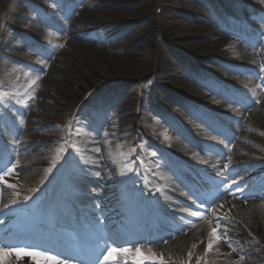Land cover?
Returning <instances> with one entry per match:
<instances>
[{"label": "rangeland", "instance_id": "374dc122", "mask_svg": "<svg viewBox=\"0 0 264 264\" xmlns=\"http://www.w3.org/2000/svg\"><path fill=\"white\" fill-rule=\"evenodd\" d=\"M113 1L0 0V155L4 159L3 162H7L8 155L21 160L15 170L19 175L6 177L5 182V186L11 183L16 187L4 189L9 192L12 200L23 201L26 196L32 197L28 201L31 205L34 198L54 193L55 185L66 179V184L67 182L73 184L71 195L75 197L80 207L77 213L82 214L81 217L86 222L84 217L87 218L94 202L85 191L93 190L85 181V177L87 168L93 164L91 173L104 180L101 183L102 190L110 203L102 207L104 212L102 211V215L97 219L104 221L102 226L96 223L90 226L85 223L86 237L90 239L100 228L105 233H116L112 232V229L117 224L121 227L117 231L119 234L125 232L131 236L129 224L141 217L134 218L130 214L116 216L118 211L125 207L120 192L132 187L135 173L143 169L149 161L158 177L150 176L146 178L145 183L152 191L157 187L161 189V177L164 175L168 184L172 182L178 186L175 190L178 194L170 196L167 193L169 199L174 202H179L177 195L183 194L188 203L196 206L192 194L197 193L201 185H204V188L206 186V190L202 189L200 193L214 192L221 177L210 166L217 163L222 155L215 148V142L208 141L205 137L209 134L203 131L201 133L200 130L205 129L206 124L212 126L210 117L214 116L218 119L220 128L228 135L238 126L245 109L237 104L231 105L234 109L228 113L231 119H227L225 115H218L221 105H230L226 99L232 96L245 104V101L253 100L254 89L264 87V75H255L256 72L258 74L263 72L264 58L258 59L251 54L249 60L253 63L249 65L244 63L242 53L239 51L242 46L245 51L252 52L251 45L259 46L264 51V36L248 30L251 23L244 19L252 14L259 18L254 21V26L257 28L263 26L264 0H260L261 6L256 9H249L248 5L243 4L234 5L229 0L182 1L181 7L184 11L187 8L193 9L196 15L200 13L205 19L212 17V22H206V25L217 35L218 41L210 54L205 56L218 57L230 70H241L239 73H232L214 64L222 73L221 78H217L210 71L212 63L200 64L197 58L202 54L194 55L188 50L187 43L175 40L182 36L173 26L175 22H179L174 17V9L177 7L175 1L134 0L132 5L135 11L131 17L125 14L124 8L117 7ZM60 11L70 15L71 18L68 17L66 21L71 20L73 23L71 28L85 38L75 40L81 44L85 53L75 63L87 68L94 82L85 79L81 71L67 64L70 58L79 57V54L71 49L73 40L60 37V33L57 34L55 31L56 38L37 40L38 36L35 37L36 31L40 28L52 31L39 23L38 19H43L47 24L54 23L53 21L60 19L58 14ZM183 24L188 27V23ZM108 45H113L116 51L122 48L123 54L107 49ZM130 46H134V49H130ZM15 47L20 50H16ZM139 50L146 54L142 60L132 57ZM42 61L54 63L51 66V74L38 68ZM130 66L134 69L133 75L126 73ZM113 67L118 68L120 75L116 74ZM163 69L171 71L170 78L177 76L175 82L168 80L170 91L173 93L170 98H164V93L159 90L160 83L169 79L168 75H159ZM37 76L45 79L44 81L53 86V89H46L40 84V79L36 85H31V81ZM78 82L86 83L88 89L81 93L78 100H74L66 92L79 91ZM198 82L206 86L204 90L207 92V98L202 103L189 99L184 92L178 93L174 88L177 83L189 87L199 86ZM31 87L41 89L42 93L47 94V99L41 97L33 99ZM27 104H30L32 114L29 122L32 125L30 132L33 137L20 143L9 130V125L10 120L15 119ZM258 106L259 103L256 102L251 106L253 116L245 120L241 127L242 139L235 142V139L229 136L225 141L216 137L219 143L228 144L229 149L235 148L236 158H250H246L244 162L251 164L250 168H247L249 173H244L245 169H242L236 176L243 180L242 185L246 189L256 188L259 183L264 186V180H261L264 169V106L262 109ZM72 131L76 136L74 139L69 136ZM137 133L139 138L135 142ZM148 136L153 143L149 141ZM187 136L194 141L200 140V143H197L199 146L189 147L182 153L176 152L174 149L176 145H186ZM65 140L67 144H64ZM37 145L43 147L31 153L28 147ZM61 145L65 151L60 154L59 162L51 173L46 174V169L52 166L54 158L57 157V149ZM69 145H76L81 150L83 159ZM96 148L100 151L96 152ZM245 150L251 157L245 153H242L245 156L239 155ZM71 155L74 156L73 160L68 158ZM196 155L198 173L189 177L191 182L185 187L183 184L185 179L180 178L192 167L193 157ZM236 164V161L232 163L229 171L240 170L241 166L236 167ZM128 168L132 171H128ZM175 176L178 179H175ZM33 188L38 189L35 194L30 191ZM75 188L81 191L73 193ZM261 192H264V188ZM153 195L151 193L146 197L154 199ZM136 203L138 207V201ZM194 210L190 207L179 209L185 215ZM244 210L249 211L246 206ZM69 216L71 219H79V215L74 213ZM0 218L6 221L0 226V234L12 231L10 228L16 227L14 230L19 237L28 243L34 241L28 238L29 236L38 234L37 231L43 229L40 227L24 232V229H20L21 218L7 209L0 214ZM177 218L184 222L183 215L178 214ZM248 221H252L250 217ZM179 225L171 226L175 228ZM54 227H57L58 231L62 229L63 234L60 236L62 240L68 242L67 238H71L70 247L77 245L75 241L86 244L83 239L75 237L73 230L61 228L57 224ZM227 229L228 239L235 251L227 245H222L220 259L206 257L203 259L205 264H231L241 255L244 259L240 264H247V260L264 264V238L256 237L254 232H250L254 229L253 226L249 224L244 227L243 224L233 223ZM165 231L168 232L166 237L173 232ZM175 239L176 235L168 241L173 243ZM161 243L144 246L142 250L156 249L164 245ZM162 252L164 259H173V255L164 253V249ZM121 256H113L111 264H119ZM6 260L8 264L9 262L15 264L11 256ZM196 262L197 256L193 252L190 262L187 258L182 264Z\"/></svg>", "mask_w": 264, "mask_h": 264}, {"label": "bare ground", "instance_id": "6f19581e", "mask_svg": "<svg viewBox=\"0 0 264 264\" xmlns=\"http://www.w3.org/2000/svg\"><path fill=\"white\" fill-rule=\"evenodd\" d=\"M133 1L134 0H114L113 2L116 3L117 7L124 8L125 12H126L125 14H127L129 17H131V14L135 11L134 6L132 5ZM173 1H175L177 3V7H175V9H174V17L179 20V22H175L173 24V26L178 29L180 34H182V36L175 38V40L184 41L185 43H187L188 50L191 51L194 55L198 56L199 54H202V56L199 55V57L197 58V60L200 62L201 65H208V64L210 65L212 63L213 65L209 69L213 75L217 76V78H221L222 73L214 66V64L220 65L223 68L231 71L232 73L241 72V70H239V69L238 70H230L228 67H226V65L222 64L221 60L218 59V57L210 56L208 58L205 56L207 54H210L211 49L214 47V45H216V43L218 41L217 35L214 34L213 31L210 29V27L206 25V22H212L211 21L212 17H210L209 19H205L203 17V15H201L200 13L198 15H194L192 17H189L186 15L184 9H182V7H181L182 1H189V0H173ZM229 1H231L232 4L238 5V6L242 5V4L248 5L249 9H254V8L256 9V8H258V6H261L260 0H229ZM244 19L247 22L251 23V25H249V27H248V30H251V31L258 33L259 36L260 35L264 36V25L261 27H258V28L254 26V23H255L254 21L259 20L258 17H255L254 15L251 14V15L246 16ZM38 21L44 27L50 28L52 31H47L45 28H43V29L40 28L37 31L34 30V32L36 31L35 37L38 36L37 40H44L47 38L48 39L56 38L57 37L56 33L57 34L60 33L59 34L60 37H67V38L74 41L72 43L73 46L71 49L73 50V52L78 53L79 57H78V59H71L70 58L67 61V64H70L71 68L73 67L74 69H78L79 71H81L84 78L89 80L90 82H92L93 78L91 77V74H89L88 69L85 68L83 65H79V64L75 63L77 60L81 59L85 55L84 51L81 48V44H79V42H76L75 40H81V39L83 40L85 38L82 35H80L79 32L74 31L71 28L72 24H73L72 21L71 20L66 21V20L56 19L55 21H53L54 23H51V24H47L43 19H38ZM262 22L264 23V19L262 20ZM183 23H188V27H186V24L184 26ZM142 44L143 43H141V45ZM251 47L253 49L252 52L245 51L242 46L239 48V51L242 53V56L244 58V63L249 64V65H252V63H253L249 60V58H250L249 56H251V54L256 56L258 59L264 58V51L259 46L251 45ZM113 48H114L113 45L107 46V49L116 51ZM15 49L20 50V48H17V47H15ZM130 49H134V46H130ZM116 52L123 54L122 48H120ZM144 56H146V54L143 52V50H139L137 53L132 55V57H137L140 60H142ZM52 64H54V63L52 62V63L48 64V63H45L42 61L38 64V68L40 70H43L44 72H46L48 74H51L52 73V67H51ZM113 70L116 71L117 75H120L117 67H115V68L113 67ZM133 72H134V69L132 68V66H130V70L126 71V73H131V75H133ZM170 72H171L170 70L163 69V71L159 75H161V76L162 75L163 76L168 75L169 76L168 80L175 82L177 80V76H172L170 78ZM254 72L255 71H253V73ZM255 75L256 76L264 75V70H263V72H260L259 74H258V72H256ZM44 80L45 79H40V84L43 85L46 89H53V86H49V84L47 82H45ZM198 84H199V86L198 85H191V86L187 87V86H184L183 83L182 84L177 83L174 85V88L178 93L184 92L185 95H187V97L189 99L194 100L197 103H202V102H205V100L207 98V92L204 90L206 88V86H204L203 83H201V82H198ZM78 85H79V89H80L79 91H68V92H66V94H68V96H70L74 100H78L81 93L84 90L88 89L86 83L78 82ZM30 90H31V93L34 94L35 98L41 97L44 100L47 99V94L42 93L41 89H39L37 87H31ZM252 99H253L252 101H245V104H243L239 101L238 98L232 96V98L226 99V101L228 102V104L230 103V105H226V104L221 105V108L219 109L218 114L219 115H225L227 119L231 118V115L228 113L232 112L234 109V107L231 105H234V104L242 105L245 109V113L243 114L241 120L239 121L238 126L236 128H234L232 131H230L228 133V135L224 136V141L227 139V136H229L231 139H235V142L243 138V134L240 132V130H241V127L246 122L245 120H247L249 117L253 116V111L251 110V106L253 104H255V102L257 100L260 101L259 106H258L259 109H262V106H264V87H261V89H259V88L254 89ZM79 104H81V102ZM29 107H30V104H27L26 107L23 108L18 113L17 117L10 121L9 130L14 135V137L17 139V141H19L20 143L26 141L28 138L33 137L31 132H30V128L32 125L29 121L32 118V114L30 112ZM149 120H150V118H149ZM21 121H23V123H21ZM69 136L73 137V139L76 137L75 133L73 131L71 132V134ZM198 142L200 143V140L194 141V139L189 138L186 145H182V146L176 145V147L174 149H176L175 150L176 152L182 153V152L186 151L189 147L193 148V147L199 146L197 144ZM41 147H43V145H41V146L37 145V147L32 146V147H28V148H29V151L31 153H33L36 149L41 148ZM215 148L217 150H219L222 157L219 159V161L217 163L211 164V162H210V163H208V165L211 164L210 168H212L216 172V174H217L218 168H222L225 163L229 162V158L231 160V163L229 164V166L232 163H235V161L237 163L236 167L241 166V167H239V168H241L240 170L239 169H233V170L229 171L228 174H229L230 179L236 178V176L240 173V171H242V169H245L244 173L245 172L249 173L247 168H250L251 164H248V163L244 164V162H246V158L250 159L249 157H243V158L237 157L236 158V155L234 154L235 148H233V149H231V151H229V146H228V144H225V143L216 144ZM220 149L222 151H220ZM242 153L243 154L245 153L246 155L250 156V153L246 152V150L244 152L239 153V155L245 156ZM197 156L198 155L193 157L194 163H193L191 168H188L185 171V174H186L185 177H188V176L193 177L192 175L194 173L195 174L198 173ZM253 157H256V155L255 156L253 155ZM6 158H7V161L11 162V164H15L17 161H19V164L21 162V160L19 158L15 157L13 155H8V157H6ZM70 159L72 160L73 157H70ZM150 163H151V161H149L144 166L143 169H140L139 171H137L135 173L134 179L131 183V185H132L131 188L124 189L120 192L124 204L129 206L126 214L130 213L134 217L139 216L141 211L138 210L135 206L136 197L142 196V199L139 202V204L141 206L142 200H144V198L146 199V196L153 193L154 196H156V200L152 201V199H150L147 201H148V204L150 203L151 205H155L157 208L155 209L154 212H149L146 215L147 219L150 222H154L157 218H159L158 216L162 215V212H164L166 214H170V216H168L169 220L171 222H173L174 224H176L179 222V218H175V217H176V215H178L179 209L183 205L190 206V208H193L195 210H196V206H192L190 203H188L186 200V196L183 194L177 195L179 197L178 203H175L174 201L170 200L169 196H167V193L169 195L178 194V191H175L176 189H178V186L172 182H170L168 184L167 180L164 178V175H163V177H161V182H162V183H160V186L162 187L161 191L156 192V189L154 191H152L150 189V187L145 183V180H146V178H148L150 176H152L154 178V176L158 177V175L153 170ZM213 165H216L217 167L214 168ZM45 166H47V165H45ZM92 167H94L93 164L89 168H87V173H86L87 177H85V181L88 183L89 186H91V188L93 190H85V191L88 192L87 195L94 202V205L89 210V214H88L87 218L84 217V219H86V220L88 219L87 221L89 223L94 224V223H96L97 219L100 218L99 216L102 215L101 212L104 210L102 207L109 205L110 202L108 200V197L106 196L105 193H103V190H102L103 185L101 183L104 182V180L102 181V177L97 176V175H93V173H91V170L93 169ZM262 172L263 173H262L261 180H264V169ZM163 178H164V182L162 181ZM176 178H177V176H175V179ZM236 179H239L240 183L243 184V180H241L240 178H236ZM0 185H1V188H0V209H4L5 204L10 203L12 201V199L9 195V192H7V190L4 189V187H6L5 184H0ZM262 185L263 184L259 183L258 186L256 185L257 186L256 188L253 187L251 189L245 190L243 195L249 197V199L247 200L246 203H242L241 200H233L231 197H226L225 198L226 202L222 201V202H225V209L219 210V212L217 214L226 216V220L224 221V223L226 224L227 227L233 223L243 224L244 227H246L250 224L251 226L254 227V229L251 230L250 232H254L253 234L257 235L256 237L264 238V207H261V205L264 204V192H261V190L264 188V186H262ZM170 188H172L173 190H170ZM64 189H65V185L63 183L56 184L55 187L53 188L54 194H52L51 196H45L44 195L38 199L35 198L33 200V207L34 208L39 207L43 212V216L45 214V217H51L53 214H59V208L60 207H63V213H61L63 216L68 215L69 212L76 213V211L79 210V208H80L78 206L79 204L74 206V199L69 195V193L66 194V191ZM202 189L206 190L204 187H201L199 189V191L195 194H197V195L202 194V193H200V191H202ZM69 190H70V188H69ZM61 191H65V194H61ZM77 191H81V189L77 188L75 190V192H77ZM249 200H251V201H249ZM255 200H257V202ZM18 206L24 207L23 204H18ZM245 206H246V209L249 211L244 210ZM204 207H207V205L205 204ZM200 211L203 212L204 208L202 207L200 209ZM211 211L212 210L209 209V212H211ZM121 214H124L122 209L118 211L116 216H120ZM126 214H124V216ZM248 215H250V216H248ZM183 216L186 217L187 219H190V220H197L196 217H190L189 215H187V216L183 215ZM248 217H250V219L252 220L251 222L248 221ZM42 218L40 216L30 218L29 220H24L21 218L22 226H20V229H24L25 231H28V230H30V228H36L38 225H42V222H43ZM81 219H82V217L80 215V220ZM80 220L78 223L79 226L77 224L75 226H78V228H77L78 232L82 233V231L84 229L85 220L82 219L81 223H80ZM67 224H70V223H67ZM182 226H184V224H182ZM255 226H257L260 229H258V228L256 229ZM117 227H118V225L115 226L116 230H117ZM185 227H187V226H185ZM14 228H16V227L10 228L12 230L11 232L16 233ZM208 231H209V220H208V218H205L203 220H199L196 223L195 227H191L189 230H187L186 232L183 233L184 235L182 237L179 236L172 244H168V246L164 249V251H165L164 253L169 254V255H173V259L170 261H173L175 263H177V262L183 263L185 261V259L188 258L189 251H191L192 253L195 252V255L197 257H202V259L200 261V263H202V264H205V261L203 259H205L206 257H212V258L220 259V252L222 249V245H226L224 242H221L220 244L216 245L213 248V250L208 253L207 256L204 255V248L206 247V243H207ZM222 231H223V229H222ZM58 234L61 235L62 233H58ZM78 235H80V234H78ZM153 235H156V234H153ZM226 235L229 238V230L228 229H227ZM200 240L203 242H201ZM229 242H230V240H229ZM14 243L20 244L19 241H17V240L14 241ZM194 243L197 244V247L195 249L192 248V245ZM31 244L36 245L38 248L42 247V248H45L47 250L51 249V247L48 244L40 245V244H38L37 241H34ZM139 246L142 248L144 246V244H143V246L142 245H139ZM162 251L163 250H158V252H156V253L157 254L159 253V255L164 256ZM143 253L148 254L147 251H145V252L143 251ZM227 255H229V254L227 253ZM6 259H0V264H8ZM31 259L32 258H28V257H24V258H20V259H17L16 257L13 258L15 263H18L19 261H30ZM121 259L122 260H120L119 264H135L134 253L132 255H128L127 257L122 255ZM164 260H167V259H164ZM31 262L37 263V261H34L33 259L31 260ZM38 263L45 264V262L43 260H40ZM73 264H76V263H73ZM143 264H154V262L152 260L145 259ZM196 264H197V262H196ZM247 264H258V263L251 262L250 260H247Z\"/></svg>", "mask_w": 264, "mask_h": 264}, {"label": "snow or ice", "instance_id": "6c2138e0", "mask_svg": "<svg viewBox=\"0 0 264 264\" xmlns=\"http://www.w3.org/2000/svg\"><path fill=\"white\" fill-rule=\"evenodd\" d=\"M63 47V45H60ZM264 70V69H262ZM40 79L39 76L35 80L31 81V85H36L37 81ZM259 87V86H258ZM35 98L34 96L32 97ZM260 101L257 100L256 103ZM23 123V121H21ZM79 134V132H77ZM165 139L167 136L165 135ZM64 144H67V140L64 141ZM77 153V155L83 156L81 150L76 145H69ZM65 151L63 145L57 149V157L54 158L52 166L46 169V174L51 173L52 169L59 162V156ZM100 149L96 148V152H99ZM231 151V149H229ZM0 184H5L6 177H9L15 173L16 168L19 166V161L15 164H11L10 161L3 162V157H0ZM229 162L225 163L222 168L217 169V174L221 177L219 183L215 186V190L212 193L208 194H192V198L196 203V210L189 211L190 217H196L197 220H190L187 218L184 219V226H179L172 233L169 234V237L163 238L162 242L167 243L168 239L174 235L184 233L189 230L191 227H195L196 223L199 220L208 218L209 220V231L207 234V243L204 248V255L207 256L213 248L224 242L230 249L235 251L233 245L229 242V239L226 235L227 226L224 223L226 220L225 215H218L219 210L225 209V198L231 197L233 200H241L242 203H246L249 197L244 196L243 193L246 190V187L240 183L239 179L229 177ZM11 164V166H9ZM216 168V165H213ZM128 171H132L131 168H128ZM7 188H15V184L7 183ZM33 194H35L38 189H30ZM159 187L156 188V192H160ZM239 194V195H238ZM32 197L26 196L23 201H17L13 199L10 203L5 204L4 209H0V213H3L5 209L9 210L13 215H19L24 220H29L37 216L43 217V212L39 207H32L28 204V201ZM225 201V202H222ZM18 204H23L24 207H18ZM207 207H204V205ZM204 208V211L201 212L200 209ZM234 207V206H233ZM264 207V204L261 205ZM209 209L212 211L209 212ZM6 223L5 219L0 218V226ZM97 225H103L104 221H96ZM187 226V227H185ZM223 229V231H222ZM28 238L36 240L38 244H49L54 243L56 246H61L67 248L69 251L73 252L71 256H61L55 253L50 252L45 248H38L33 244H18L14 241L19 240L20 237L18 234L8 231L6 233L0 234V259H6L9 256L16 257L17 259L29 257L34 261H37V264L40 260H43L45 264H72V261L75 260L76 264H111L112 257L118 255H132L134 253L135 264H143L145 259L152 260L154 264H165L164 257L153 253L151 249L148 250V254H144L142 248L139 246L141 241H125L123 244L119 243V235L117 233L108 234L103 231L102 228L96 231V234L93 238L89 239L86 245L77 244L73 247L65 245L63 240L58 236L54 239L51 235L45 236L43 232L39 234H33ZM161 241H151V243H159ZM203 242V241H201ZM131 243L132 247H126L124 244ZM197 244H193L192 248L195 249ZM193 253L189 251L188 258L189 262L192 258ZM202 257H197V264H200ZM244 259V256H240L238 260L232 261L231 264H240ZM10 264V262H9Z\"/></svg>", "mask_w": 264, "mask_h": 264}]
</instances>
